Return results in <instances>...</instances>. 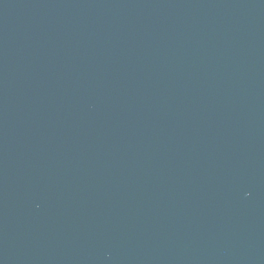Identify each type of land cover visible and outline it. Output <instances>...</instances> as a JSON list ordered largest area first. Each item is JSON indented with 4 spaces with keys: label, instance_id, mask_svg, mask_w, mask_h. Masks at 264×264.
<instances>
[{
    "label": "water",
    "instance_id": "water-1",
    "mask_svg": "<svg viewBox=\"0 0 264 264\" xmlns=\"http://www.w3.org/2000/svg\"><path fill=\"white\" fill-rule=\"evenodd\" d=\"M0 264H264V0H0Z\"/></svg>",
    "mask_w": 264,
    "mask_h": 264
}]
</instances>
